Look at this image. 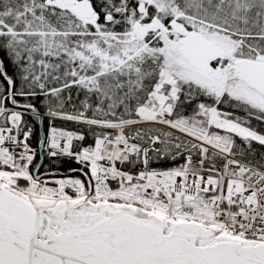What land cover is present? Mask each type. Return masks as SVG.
<instances>
[{"label":"snow or ice","instance_id":"6c2138e0","mask_svg":"<svg viewBox=\"0 0 264 264\" xmlns=\"http://www.w3.org/2000/svg\"><path fill=\"white\" fill-rule=\"evenodd\" d=\"M0 264H264V0H0Z\"/></svg>","mask_w":264,"mask_h":264}]
</instances>
